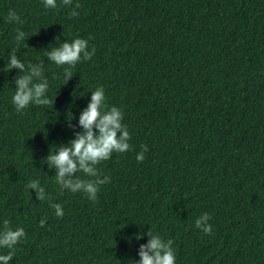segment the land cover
Here are the masks:
<instances>
[{
    "label": "trees",
    "instance_id": "trees-1",
    "mask_svg": "<svg viewBox=\"0 0 264 264\" xmlns=\"http://www.w3.org/2000/svg\"><path fill=\"white\" fill-rule=\"evenodd\" d=\"M76 38L96 52L65 85L68 66L46 52ZM13 50L44 65L52 104L16 111ZM98 87L132 150L98 165L111 182L91 201L62 190L46 160L82 132ZM205 213L211 235L195 227ZM5 220L26 233L10 264H138L150 230L174 242L176 264H264V0H0V231Z\"/></svg>",
    "mask_w": 264,
    "mask_h": 264
},
{
    "label": "clouds",
    "instance_id": "clouds-1",
    "mask_svg": "<svg viewBox=\"0 0 264 264\" xmlns=\"http://www.w3.org/2000/svg\"><path fill=\"white\" fill-rule=\"evenodd\" d=\"M46 9L57 8V0H42ZM64 6L72 4V0H62ZM81 5L77 3L70 13L74 18L79 15L76 9ZM8 23H22L21 17L15 10H10L7 16ZM15 40L19 44L25 42L26 33L20 29L16 30ZM91 39V38H89ZM94 47L89 50L88 40L76 38L71 42L61 43L58 47H51L46 52L48 61L57 65L68 67L65 69V85L73 77L71 69L78 63L90 61L95 55ZM13 69L19 70L23 75L15 80L16 90L12 97V103L17 112H22L30 105L47 106L52 104L48 97L49 82L44 76V65L30 64L26 68L25 64L18 58L13 50L8 59L4 72H11ZM124 113L122 109L109 106L103 87H98L91 93V101L79 116V127L82 132L75 133V139L71 140L67 146H60L55 152L47 157L49 169H55V181L62 190H69L72 193L83 192L91 201L97 200L100 186L110 183V178L102 176L98 165L111 159L113 153H126L132 150L130 133L127 126L123 124ZM147 145L142 146V150L137 154L138 162H143L145 153L148 151ZM77 173H83L90 179H81ZM26 187L35 190L37 198L44 201L46 192L40 186L38 180L30 181ZM57 217L63 218L64 211L61 204H52ZM211 217L205 213L195 220V227L203 231L206 235L212 234V227L208 223ZM46 221L42 219L40 226L44 227ZM147 244H142L139 248L140 257L138 264H176V253L171 239L164 240L158 234H153L150 230ZM26 237L23 228L13 229L10 222H3V230L0 231V248L9 249L8 254L0 255V264H10L15 255V247ZM136 239H143L142 236Z\"/></svg>",
    "mask_w": 264,
    "mask_h": 264
}]
</instances>
